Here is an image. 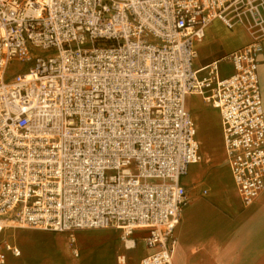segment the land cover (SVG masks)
<instances>
[{"label": "built area", "instance_id": "1", "mask_svg": "<svg viewBox=\"0 0 264 264\" xmlns=\"http://www.w3.org/2000/svg\"><path fill=\"white\" fill-rule=\"evenodd\" d=\"M215 19L254 35L227 77L193 67ZM263 38L264 0H0V236L114 228L131 248L140 231L138 264H174L181 177L201 160L189 95L219 111L242 203L264 191Z\"/></svg>", "mask_w": 264, "mask_h": 264}, {"label": "crops", "instance_id": "2", "mask_svg": "<svg viewBox=\"0 0 264 264\" xmlns=\"http://www.w3.org/2000/svg\"><path fill=\"white\" fill-rule=\"evenodd\" d=\"M253 40L246 22L235 20L232 28H228L215 19L206 26L204 37L194 42L193 67L203 76L202 68L215 63L219 76L227 77L232 73L228 55ZM258 79L264 111V38L258 55ZM186 107L196 126L201 160L191 164L181 177L190 200L182 208L174 231L177 239L174 264H264V191L252 204L242 203L225 161L219 111L198 95H189ZM195 108L199 109V115L206 108L214 116L219 130V151L209 154L203 150L208 142L199 134ZM219 156L224 163H218ZM199 171L201 175L196 174ZM203 189L208 192L202 194ZM142 235L135 232L133 241L129 238L134 246L125 248L121 232L114 228L79 230L72 238L67 232L8 227L0 241L18 247L20 255L4 250L5 259L0 264H138L151 252Z\"/></svg>", "mask_w": 264, "mask_h": 264}, {"label": "rangeland", "instance_id": "3", "mask_svg": "<svg viewBox=\"0 0 264 264\" xmlns=\"http://www.w3.org/2000/svg\"><path fill=\"white\" fill-rule=\"evenodd\" d=\"M22 65L25 66V64H22ZM13 66L19 67L20 63L16 62L13 64ZM197 103L198 102H195V104H197ZM198 106H199V104H198ZM198 110L199 109L195 108L193 110V112H194V115H195V118L197 121L199 134H201L204 138H206V140L208 142L207 147L203 146L204 147L203 150H205V152H208L209 154L212 153V151L213 152L219 151V143H218L219 130L217 128L214 116L206 108L200 110L202 112L201 115L197 114ZM217 161H220V162H218L219 164L224 163L223 158H220V156H219V159H217ZM196 174L201 175L202 171H199V173H196ZM221 174H223V173H221ZM6 238H7V235H6ZM127 246H129L128 242H127ZM134 253H137V250H135Z\"/></svg>", "mask_w": 264, "mask_h": 264}, {"label": "bare ground", "instance_id": "4", "mask_svg": "<svg viewBox=\"0 0 264 264\" xmlns=\"http://www.w3.org/2000/svg\"><path fill=\"white\" fill-rule=\"evenodd\" d=\"M126 242H128L129 243V246L128 247H131L132 246V244H133V242L131 241V239H129V238H127L126 239Z\"/></svg>", "mask_w": 264, "mask_h": 264}]
</instances>
